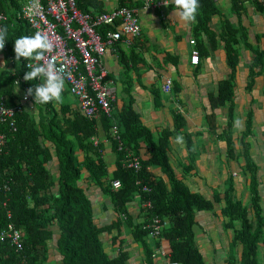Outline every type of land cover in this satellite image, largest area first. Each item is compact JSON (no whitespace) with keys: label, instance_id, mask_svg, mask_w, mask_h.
<instances>
[{"label":"trees","instance_id":"obj_1","mask_svg":"<svg viewBox=\"0 0 264 264\" xmlns=\"http://www.w3.org/2000/svg\"><path fill=\"white\" fill-rule=\"evenodd\" d=\"M26 1L0 0V27L8 28L5 47L0 50L3 58L0 98L8 107L22 104L20 111L15 112V130H9L7 122H0V132L5 137L0 151V230L11 225L23 244L16 251L8 240L0 241V264H157L159 257L165 259L164 264H264V197L260 191L259 166L251 157L249 142L253 115L258 108L253 105L244 112L240 135V156L244 160L241 172L248 179L247 201L237 196L229 166L225 170L229 179L224 191L210 197L193 192L176 175L168 154L169 137L185 124L183 113L176 109L173 130L164 128L155 138L134 107L132 79L140 77L141 66H147L132 46L140 34H122L110 46L118 50L121 72L115 79L106 68L105 79L111 82L113 97L109 114L99 110L96 117L86 116L78 98L67 88L59 103H35L33 96L22 100L26 88L42 83L39 78L30 82L23 79L25 72L30 71L26 67L30 60H15V39L34 35L21 16ZM230 1L234 11L244 9V0ZM246 2L264 17V0ZM75 3L82 13L93 17L121 7L137 9L144 4L141 0H75ZM198 3L194 36L198 38L205 33L212 43L216 35L209 23L218 15V8L213 0ZM117 24L115 19L99 23L95 29L106 39L108 32L116 31ZM221 25L220 44L230 73L219 81L217 94L209 95V101L212 109L224 106L227 109V120L218 138L225 141L230 162L238 158L233 130L238 114L233 102L236 69L243 59L241 51L248 49L250 55L244 62L246 89L252 91L261 77L260 94L264 99V30L255 33L249 43L243 26H232L227 20ZM121 44L128 47L127 51L120 48ZM196 49L198 56L202 55L199 41ZM16 78L22 79L18 85ZM172 86L173 83L171 89ZM152 92L156 101L160 96ZM205 117L212 119L214 113ZM187 137L188 157L193 158L192 141ZM141 148L146 155L140 156ZM107 151L114 156L112 163L106 160ZM133 157L139 160L138 169L128 166ZM153 166L160 167L166 177L155 176L150 170ZM193 166L190 164L188 170ZM113 181H119L120 185L114 187ZM91 184L99 186L111 201L114 213L111 220L97 219L92 202L101 199L90 195ZM135 198L140 202L136 217L128 209ZM215 202H222V227L228 232L229 242L223 249H212L208 262L205 260L208 254L196 240V213L212 211ZM138 250L136 262L133 255Z\"/></svg>","mask_w":264,"mask_h":264},{"label":"crops","instance_id":"obj_2","mask_svg":"<svg viewBox=\"0 0 264 264\" xmlns=\"http://www.w3.org/2000/svg\"><path fill=\"white\" fill-rule=\"evenodd\" d=\"M165 3L167 6H165ZM218 15L211 18L209 26L215 31L216 40L212 43L205 33L194 36V23H185L174 16L175 6L171 0H155L154 5H142L137 8V16L140 27L139 38L134 40L133 48L139 51V55L146 61L147 66H141L138 72L140 77H133V99L134 107L139 112L142 123L153 132L155 138L164 129L174 128V114L177 109L183 113L185 124L179 131L169 137V161L174 168L176 175L193 192H198L205 197L217 192H222L227 186L224 165L228 164L232 169L231 179L237 196H243L246 202L249 198L247 189L248 179L244 178L241 171L235 170V166H243L244 160L240 156L242 147L240 135L243 130L244 112L255 105L257 113L253 115V135L249 138L250 154L259 166L260 191L264 197V99L260 94L263 86V79L259 77L254 89H246L247 68L244 62L249 57V51L242 50V62L236 69L234 97L236 113V124L234 126L235 147L238 158L230 162L226 157L225 141L218 138L221 127L227 120L226 107L212 109L209 95H216L218 83L227 77L230 69L226 63L225 51L220 44L219 33L222 31L221 23L227 20L232 26L241 25L247 30L251 40L255 33L264 30L263 15L250 8L249 3H242L240 11H234L230 0H216ZM190 39L195 42L190 43ZM202 44V55L199 56L197 65L191 64L190 58L196 46ZM125 45V44H124ZM120 45L123 51L126 46ZM112 49V50H111ZM111 47L107 50L103 62L108 72H112L115 79L119 78L121 72L117 62V52ZM247 55V56H246ZM3 58L0 54V65H3ZM172 79V89L169 92L162 90L165 79ZM120 88V85H119ZM121 89V88H120ZM152 91L159 94L155 101ZM71 99V97H68ZM214 113L212 119L205 115ZM187 136H190L194 157H188L186 147ZM177 137H181L178 140ZM140 156L146 155L144 148H141ZM106 160L109 163L114 161V156L107 151ZM193 168L188 170L190 164ZM155 176L166 177L158 166L150 167ZM90 195L100 196L101 201H93V208L97 219L109 221L113 218V206L106 195L102 194L99 186L91 184ZM97 198V197H96ZM222 202H215L213 210H202L196 213L197 224L195 226L196 240L201 245L204 253H207L205 260L211 261L215 250L223 249L228 245L227 233L222 227V216L220 207ZM139 199L132 201L128 207L131 215L136 217L139 211ZM209 242L210 245L207 246ZM214 249L213 252L211 250ZM220 252V251H219ZM222 254V252H220ZM136 251L134 256H139ZM220 257L222 255L219 254ZM136 261V259H134ZM137 262V261H136ZM223 262V261H222ZM221 262V263H222ZM157 264H164L165 259L159 257ZM140 264V263H139Z\"/></svg>","mask_w":264,"mask_h":264},{"label":"built area","instance_id":"obj_3","mask_svg":"<svg viewBox=\"0 0 264 264\" xmlns=\"http://www.w3.org/2000/svg\"><path fill=\"white\" fill-rule=\"evenodd\" d=\"M144 5H154V0H141ZM137 9L134 7H121L107 13L97 14L95 17L82 13L77 7L75 0H28L21 7V16L25 19L34 34L42 32L49 36L53 42V51L45 54V60L55 64L56 69L65 77L68 89L71 94L78 98L80 108L89 117H96L98 111L109 114L111 110L112 87L110 81L105 79L106 67L102 57L107 47L114 45V42L122 35L136 36L140 34ZM2 16L0 15V19ZM118 19L116 31L108 32L106 39H102L96 32L95 26L102 22H112ZM126 43H129L125 40ZM190 43H194L190 39ZM198 53L193 51L191 62H198ZM34 63L29 61L26 67ZM21 78L15 79L19 84ZM171 78L165 79L162 89L170 91ZM27 91V88H26ZM26 91L22 100L26 101ZM18 104L8 107L3 98H0V122H7L9 130H15V112L20 111ZM5 137L0 132V151L4 144ZM128 166L138 169L139 160L133 157ZM114 187L120 185L119 181L112 182ZM147 190V187H143ZM149 204V203H148ZM158 228L160 224H155ZM8 240L16 251L23 248L20 234L11 225L0 230V241Z\"/></svg>","mask_w":264,"mask_h":264},{"label":"clouds","instance_id":"obj_4","mask_svg":"<svg viewBox=\"0 0 264 264\" xmlns=\"http://www.w3.org/2000/svg\"><path fill=\"white\" fill-rule=\"evenodd\" d=\"M198 1L202 0H171L175 6L174 16L180 18L185 23H194L199 9ZM213 1L216 2V0ZM246 1L244 0V2ZM165 6H167L166 3ZM7 35V26L0 27V50H3L5 47ZM53 47V42L49 36L42 32H36L31 36H21L14 41L15 60L18 61L23 58L24 60L34 62L29 65L30 71L25 72L23 79L29 82L38 78L42 80V83L36 84L34 87H29L26 91L25 98L33 96L35 103L46 105L49 102L55 101L59 103L62 100V92L65 88V77L60 74L53 62L40 63L45 60L46 53L53 51ZM198 62L196 64L191 62V64L197 65ZM177 139L181 140L182 138L177 137Z\"/></svg>","mask_w":264,"mask_h":264},{"label":"rangeland","instance_id":"obj_5","mask_svg":"<svg viewBox=\"0 0 264 264\" xmlns=\"http://www.w3.org/2000/svg\"><path fill=\"white\" fill-rule=\"evenodd\" d=\"M238 26H241V25H238ZM238 26H235V27H238ZM242 33V32H241ZM246 40H247V42H249V43H251L253 40H251L250 39V37L247 35L246 36ZM224 50V49H223ZM246 51H248V49H246ZM1 53V52H0ZM2 62H3V60H2ZM18 87V86H17ZM68 83L65 81V88H67L68 89ZM256 87V86H255ZM257 88V87H256ZM258 89V88H257ZM71 98H73V97H71ZM74 99V98H73ZM236 162H234L233 164H235ZM233 164H232V167L230 166V165H228V164H225L224 166L226 167V168H228V166L229 167H231L232 169H234V167H233ZM241 169H242V166H239V165H236L235 166V170H238V171H241Z\"/></svg>","mask_w":264,"mask_h":264}]
</instances>
